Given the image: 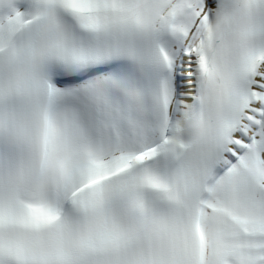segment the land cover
Here are the masks:
<instances>
[{
  "label": "snow or ice",
  "instance_id": "obj_1",
  "mask_svg": "<svg viewBox=\"0 0 264 264\" xmlns=\"http://www.w3.org/2000/svg\"><path fill=\"white\" fill-rule=\"evenodd\" d=\"M0 264H264V0H0Z\"/></svg>",
  "mask_w": 264,
  "mask_h": 264
}]
</instances>
